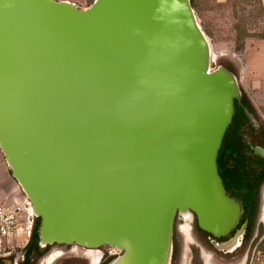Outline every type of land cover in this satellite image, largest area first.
<instances>
[{
	"label": "water",
	"instance_id": "1",
	"mask_svg": "<svg viewBox=\"0 0 264 264\" xmlns=\"http://www.w3.org/2000/svg\"><path fill=\"white\" fill-rule=\"evenodd\" d=\"M74 5L0 0V149L39 246L107 245V264H169L182 210L228 234L241 210L217 156L239 88L210 68L190 0Z\"/></svg>",
	"mask_w": 264,
	"mask_h": 264
},
{
	"label": "rangeland",
	"instance_id": "2",
	"mask_svg": "<svg viewBox=\"0 0 264 264\" xmlns=\"http://www.w3.org/2000/svg\"><path fill=\"white\" fill-rule=\"evenodd\" d=\"M69 1L82 9L87 8L93 2V0ZM192 7L197 22L207 37L210 68L213 69L218 66L230 67L238 82L239 97L237 99H241L240 97L243 93L247 96L250 104H247V108L250 111L249 116L251 119L244 123L241 131L242 136L247 139L256 138V134L264 137V73H253V66L250 62L251 54L256 49L255 46H252L255 41L253 37H256L253 35L264 32V5L260 0H194V6ZM237 25L244 33L248 34L245 38L250 39L247 48H244L245 52L243 51L244 46L241 44V41L243 40L244 42L245 38L237 37L235 29ZM242 69H244V74H241ZM259 77L261 80H258ZM230 127L231 124L227 127L226 132ZM0 156L6 163L1 149ZM237 158H239L238 155ZM226 160L230 166L235 164L238 166L237 159L228 157ZM255 166L257 165L249 163L247 168ZM263 188L264 180L259 186L257 205L251 218L252 224L248 230V237L242 241L241 246L234 253L225 257L221 251L216 250L213 245L214 239L209 240L204 232L191 222V218L187 220L189 219L188 215L184 218L177 212L174 218L172 235V246L175 244L177 248L174 254L172 252L169 264H192L193 247L198 249L201 259H203L202 252L203 254L206 253L212 264L236 263L243 253L245 255L246 252L248 254L247 264H264ZM22 196L25 197L20 187L18 197L22 198ZM186 223L190 226V236L184 235L180 231V226ZM45 246L40 247L38 242L37 246L33 244L27 252L26 264H45V259L56 251H59L60 254L55 257L51 264H90V258L86 255V252L92 253L94 249L100 250L101 255L104 253V258L100 259V264H105L117 252L107 245L99 248H85L77 244L53 243ZM211 256H213V260Z\"/></svg>",
	"mask_w": 264,
	"mask_h": 264
},
{
	"label": "trees",
	"instance_id": "3",
	"mask_svg": "<svg viewBox=\"0 0 264 264\" xmlns=\"http://www.w3.org/2000/svg\"><path fill=\"white\" fill-rule=\"evenodd\" d=\"M190 3L191 6H194V0H190ZM235 29L237 31L238 38L244 39L248 36V34L244 33V31L241 30L239 25L235 26ZM241 44H243V40L241 41ZM226 68L233 72L230 67ZM242 101L245 105H247L248 99L244 93L242 95ZM234 109H236V113L233 117L232 126L230 130H228L224 138L222 148L218 152V172L223 180V184L226 190H229L233 193H240L242 195L243 205L246 210H243L241 221L248 219L249 227H251V218L257 205L258 185L264 177V169H262V171L258 173L256 168H258V166H262L263 168L264 160L255 157L253 154L247 153V145L243 141L241 133L238 132L239 116L241 111L237 99L234 100ZM237 155L239 158H237ZM228 157L237 159L238 166L237 164L230 166L227 163L228 161L226 160ZM244 160L251 161L257 166L249 167L248 169L247 163H243ZM38 227L39 219L36 218L30 245L35 244V246H37ZM176 248L177 247L175 246V244H173V254L175 253ZM191 263L203 264L199 251L195 247H193V257L191 258Z\"/></svg>",
	"mask_w": 264,
	"mask_h": 264
},
{
	"label": "flooded vegetation",
	"instance_id": "4",
	"mask_svg": "<svg viewBox=\"0 0 264 264\" xmlns=\"http://www.w3.org/2000/svg\"><path fill=\"white\" fill-rule=\"evenodd\" d=\"M241 99H237L238 100V105H239V108H240V116H239V127H238V132L239 133H241V131L243 130V126H244V123H246L247 121H250V119H251V117L249 116V114H250V111H249V109L247 108V105H245L244 103H243V101H242V95H241V97H240ZM248 104V103H247ZM248 105H250V104H248ZM235 113H236V109H234V113H233V117H234V115H235ZM233 117H232V121H231V126H232V123H233ZM231 128V127H230ZM230 130V129H229ZM228 132V131H227ZM227 132L225 133V135H224V137H223V141H222V145H223V142H224V138H225V136H226V134H227ZM241 137H242V139H243V141L245 142V144L247 145V153H249V154H253L255 157H257V158H261V159H263L262 157H260V156H257V155H255L254 153H253V151L250 149V147H249V144H248V142H251L253 145H260V146H262V147H264V137H261V135H257L256 134V138H254V139H247V138H244V136H242V134H241ZM222 145H221V148H222ZM220 148V149H221ZM258 160V159H257ZM264 160V159H263ZM243 163H247V165L249 164V163H253V162H251V161H246V160H244L243 161ZM248 167V166H247ZM249 169V168H248ZM257 169V172L259 173L260 171H262V169H264V167L262 168V166H258V168H256ZM220 175V174H219ZM221 177V176H220ZM222 179V178H221ZM263 180H264V177H263V179L261 180V182L259 183V185H258V190H257V198H258V194H259V186L261 185V183L263 182ZM222 182H223V180H222ZM224 185V184H223ZM225 187V186H224ZM225 190H226V188H225ZM262 192H263V194H262V197L264 198V188H263V190H262ZM226 193L230 196V197H233L237 202H238V204H239V206H240V210H241V214H240V217H239V219H238V221H237V223H236V225L231 229V231L228 233V234H226V235H224V236H215V235H213L212 233H210V232H207V231H204V230H202V229H200L199 227H198V224H197V218H196V215H195V213L194 212H192V211H190L189 213H188V216H189V219H187V220H190V218H191V222H193L194 224H195V226H197L200 230H202L203 232H204V234L206 235V237L209 239V240H211V239H214V246H215V248H216V250H219V251H221L223 254H224V257L226 256V255H229V254H232V253H234L237 249H238V247H240L241 246V244H242V241L244 240V239H246L247 237H248V230H249V222H248V219H246V220H244V221H241V219H242V215H243V210H246L245 209V207H244V205H243V200H242V195L240 194V193H233V192H231V191H229V190H226ZM256 209V208H255ZM190 214H191V216H190ZM175 227H176V225H175ZM189 228H190V226H189V224L188 223H186V224H183V225H181L180 226V231L184 234V235H188V236H190V234H189ZM238 232H241V238L239 237V245L237 246V247H235V248H233L232 250H229V251H227V250H223V249H218L217 248V245H219V244H221V243H223V242H226V241H229L232 237H234ZM31 242V241H30ZM49 245V244H48ZM47 245V246H48ZM31 246L32 245H30L29 244V246L27 247V249H26V252H25V256H24V260H23V262H22V264H25V262H26V257H27V252L31 249ZM45 245H43V246H40V247H44ZM46 247V246H45ZM89 248H92V247H89ZM95 248V247H94ZM187 251V250H186ZM99 253H100V256H99ZM53 254V258H52V260H51V262H46V259L50 256V255H52ZM60 254V252L58 251H56V252H53V253H51L46 259H45V264H51L53 261H54V259H55V257L56 256H58ZM116 254V253H115ZM86 255L90 258V264H100V262H101V260L104 258V253H103V255H101V252H100V250H95L94 249V252H92V253H90V252H86ZM102 256V257H101ZM205 256H207V260H208V262H209V260H211L209 257H208V255H206V253H205ZM213 256H211V258H212ZM113 258V257H112ZM101 259V260H100ZM244 259V264H247L248 263V254H247V252L245 253V255H244V253H243V255L241 256V258L239 259V261H237L236 263H233V262H229V263H226V262H223V264H239L240 263V261H242ZM212 260H213V258H212ZM110 261V260H109ZM88 263H89V261H88ZM108 262H106L105 264H107ZM212 263V262H211ZM0 264H10L8 261H4V260H1L0 261ZM214 264V263H213Z\"/></svg>",
	"mask_w": 264,
	"mask_h": 264
},
{
	"label": "built area",
	"instance_id": "5",
	"mask_svg": "<svg viewBox=\"0 0 264 264\" xmlns=\"http://www.w3.org/2000/svg\"><path fill=\"white\" fill-rule=\"evenodd\" d=\"M36 218L26 197L0 202V260L22 264Z\"/></svg>",
	"mask_w": 264,
	"mask_h": 264
},
{
	"label": "crops",
	"instance_id": "6",
	"mask_svg": "<svg viewBox=\"0 0 264 264\" xmlns=\"http://www.w3.org/2000/svg\"><path fill=\"white\" fill-rule=\"evenodd\" d=\"M261 3L264 5V0H260ZM264 20V18H263ZM256 37H253L255 39L252 46H255V51L251 54L250 62L253 66L252 71L253 73H264V32H261L257 35H253ZM249 38H245V41L243 42V51L246 50L244 48H247ZM244 68V67H243ZM241 74H244V69L241 70ZM258 80H261L259 77ZM241 82V80H239ZM20 193V187L18 186L17 182L14 181L12 178L9 168L6 165V163L2 160V157L0 156V202L5 200H10L14 197H18ZM203 254V252H202ZM202 261L204 264H212L211 261L204 259L202 255ZM239 264H244V259L240 261Z\"/></svg>",
	"mask_w": 264,
	"mask_h": 264
},
{
	"label": "bare ground",
	"instance_id": "7",
	"mask_svg": "<svg viewBox=\"0 0 264 264\" xmlns=\"http://www.w3.org/2000/svg\"><path fill=\"white\" fill-rule=\"evenodd\" d=\"M62 1H65L66 4H69V5H74V3H72L71 1L69 0H62ZM75 6V5H74ZM76 7V6H75ZM210 70V69H209ZM22 190V189H21ZM23 192V191H22ZM26 197V196H25ZM27 198V197H26ZM28 199V198H27ZM29 200V199H28ZM30 201V200H29ZM31 207H32V204H31ZM189 213V211H186V210H182L181 211V215L185 218V216H187ZM238 243H239V238H235V237H232V240H229L227 242H223L219 245H217L219 248L223 249V250H232L233 248L237 247L238 246ZM204 259L206 260L207 262V256H205V254H202ZM99 256H100V253H99ZM53 258V254L50 255L47 259H46V262H51ZM44 261V260H43ZM188 264V263H187ZM208 264V263H207Z\"/></svg>",
	"mask_w": 264,
	"mask_h": 264
}]
</instances>
